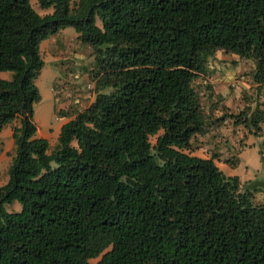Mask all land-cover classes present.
Wrapping results in <instances>:
<instances>
[{
    "label": "trees",
    "instance_id": "obj_1",
    "mask_svg": "<svg viewBox=\"0 0 264 264\" xmlns=\"http://www.w3.org/2000/svg\"><path fill=\"white\" fill-rule=\"evenodd\" d=\"M36 1L51 10L0 0V70L11 72L0 129L15 122L0 264H264L255 186L225 174L215 152L191 153L208 128L193 84L208 55L253 59L264 84V0ZM66 25L92 48L94 96L61 113L50 146L32 117L34 78L40 40ZM259 112L244 123L264 121Z\"/></svg>",
    "mask_w": 264,
    "mask_h": 264
},
{
    "label": "rangeland",
    "instance_id": "obj_2",
    "mask_svg": "<svg viewBox=\"0 0 264 264\" xmlns=\"http://www.w3.org/2000/svg\"><path fill=\"white\" fill-rule=\"evenodd\" d=\"M29 3L40 14L51 10L50 6H39L36 0H29ZM75 35L74 28L66 25L39 42L43 63L34 78L39 99L32 105V117L36 133L45 136L50 146L56 140L59 125L66 118L61 113L73 115L94 96L93 81L89 78L94 63L92 48L80 44ZM253 67V59L219 49L206 57L203 70L193 84L208 128L195 135L192 151L201 156L215 152L217 156L213 160L216 165L225 174L238 175L242 185H254V200L263 201L264 121H260V117L257 126L250 121L247 125L244 123L253 114L261 116L260 110L264 113V84H257L252 79ZM10 74L9 70H0V77L9 78ZM240 110L244 111L242 121H233L230 115ZM9 140L8 135L0 136L4 146ZM149 140L153 142L154 136H149ZM7 147L13 151L12 144ZM234 157L238 158L236 165L224 160ZM9 162L8 158L0 157V183L7 179ZM9 204H4L6 209L19 208L16 201Z\"/></svg>",
    "mask_w": 264,
    "mask_h": 264
},
{
    "label": "crops",
    "instance_id": "obj_3",
    "mask_svg": "<svg viewBox=\"0 0 264 264\" xmlns=\"http://www.w3.org/2000/svg\"><path fill=\"white\" fill-rule=\"evenodd\" d=\"M66 119V118H65ZM15 122L12 121V122H8L7 124H5L1 129H0V136H2L3 134L4 135H8L10 140L8 141V144H12L13 145V142H12V138H11V126L14 124ZM8 144L6 146H4V144H2V142H0V157L3 158V157H6L8 158L9 160L11 159V156L12 154L14 153V151H11L9 149ZM191 153L193 154H196L194 151H192ZM198 155V154H197ZM201 156V155H199ZM204 156V155H202ZM236 159V163L238 161V158L237 157H234ZM222 162V161H221ZM224 163V162H223ZM226 164V163H224ZM236 165V164H235ZM238 176V175H237ZM238 178L241 180V178L238 176ZM244 181V180H243Z\"/></svg>",
    "mask_w": 264,
    "mask_h": 264
}]
</instances>
